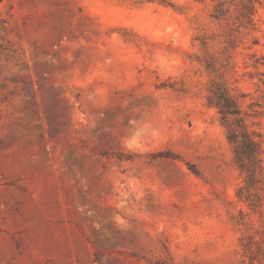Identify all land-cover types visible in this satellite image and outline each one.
Instances as JSON below:
<instances>
[{"label": "rangeland", "instance_id": "rangeland-1", "mask_svg": "<svg viewBox=\"0 0 264 264\" xmlns=\"http://www.w3.org/2000/svg\"><path fill=\"white\" fill-rule=\"evenodd\" d=\"M0 0V264H264V0ZM214 86L260 135L253 189Z\"/></svg>", "mask_w": 264, "mask_h": 264}, {"label": "trees", "instance_id": "trees-1", "mask_svg": "<svg viewBox=\"0 0 264 264\" xmlns=\"http://www.w3.org/2000/svg\"><path fill=\"white\" fill-rule=\"evenodd\" d=\"M244 6L249 14L255 12L254 3L249 0ZM209 105L219 110L227 139L234 149V160L245 178L248 189L257 187L263 179L262 143L260 135L248 129L235 99L227 90L214 86Z\"/></svg>", "mask_w": 264, "mask_h": 264}]
</instances>
